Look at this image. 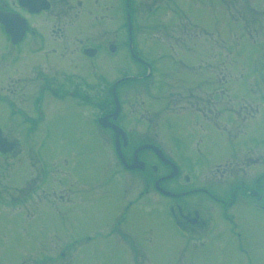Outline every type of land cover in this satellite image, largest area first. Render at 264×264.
Returning <instances> with one entry per match:
<instances>
[{"label": "flooded vegetation", "instance_id": "af4514ba", "mask_svg": "<svg viewBox=\"0 0 264 264\" xmlns=\"http://www.w3.org/2000/svg\"><path fill=\"white\" fill-rule=\"evenodd\" d=\"M205 1L0 0V12L9 20L8 25L0 22V39L12 47H23L18 49L20 53L31 48L28 58L35 65L29 62L31 68L10 78L14 87L10 84L6 90L9 95L0 96V116L9 124L19 125L15 132H7L0 124V201L7 207L0 215L9 213L22 219L34 215L27 199L41 183L49 182L50 190L43 196L37 193L33 205L44 201V207L38 209L53 212L61 222L65 219L69 226H75V213L90 195L86 189L90 182L86 177L88 163L78 158L82 146H77V151L69 147L66 154L59 145L49 156L43 152L41 137L50 134L42 125L43 107L45 99H53V105L62 112L53 122L57 135L68 130L66 125L71 122L75 132L92 136L94 141L103 144L109 137L113 151L101 154L103 174L122 195L124 206L105 236L115 233L118 245L130 244V252L125 250L123 256L136 263L134 246L141 245L142 238L152 241L149 229L138 235L133 224L125 225L136 208L145 207L169 217L164 231L172 232L171 241L181 248V255L188 251L191 264L263 262L264 146L257 132L264 113L250 112L255 107L248 99H217L214 95L218 90L217 70H228L224 60L218 65L217 49L210 53L207 63L214 73V92L206 98L181 102V54L187 56L189 52L181 53V48L174 46H181V35L193 39L195 45L202 37H213L229 44L228 51L234 39L241 43L246 37L258 45L256 39L264 40V0H211L212 28L206 27L199 15ZM189 8L195 12L192 17L186 13ZM180 9L181 15H177ZM139 23L147 32L137 31ZM125 27L128 31L122 37ZM14 28L22 31L17 42L9 32ZM107 31L112 39L105 42ZM164 39L173 40L170 47H159ZM246 45L241 48L248 68L264 71V44H260L259 53L250 45L243 47ZM201 48L195 49V56L202 55ZM106 50L110 59L116 57V74L109 82L105 71L99 72L105 59L95 64ZM122 54L131 62L128 67L120 68ZM171 61L176 70L169 69ZM91 64L94 74L90 75ZM165 83L176 89L160 92L166 95L159 96L162 99H126L138 85H156L159 89ZM32 86L34 96L29 95ZM117 101L120 111L114 117ZM19 116L29 130L21 127V121L14 122ZM105 116L107 123L118 126L127 136L126 141L120 138V154L114 128L100 122ZM181 121L187 124L182 134ZM33 135L39 138L31 148L26 137ZM192 143L194 155L186 152ZM144 144L151 147L138 150ZM29 172L32 175L27 177ZM92 239L87 236L86 240Z\"/></svg>", "mask_w": 264, "mask_h": 264}, {"label": "rangeland", "instance_id": "374dc122", "mask_svg": "<svg viewBox=\"0 0 264 264\" xmlns=\"http://www.w3.org/2000/svg\"><path fill=\"white\" fill-rule=\"evenodd\" d=\"M202 2L204 3V1ZM202 5L199 11L200 18L202 21H206V27L212 28L211 17H213L214 11L211 8V0H206L205 4ZM186 11L191 17L194 16L195 12H193L192 8ZM177 15H181V9ZM187 21H190V19ZM142 26V23L137 24V31L139 33L147 32L146 27ZM202 26L204 27V25ZM168 28L172 29V24H169ZM188 28L189 24H186V29L188 30ZM127 31L126 27L124 30L121 29V36L123 37ZM202 36H205V34H202ZM186 37L187 35L185 37L181 35V46H174L175 48H181V53L187 51L190 54L187 53V56H182L181 54V99H183L181 102L206 98L214 92V88L211 85L214 73L207 68V63L210 61V53H213L217 49L218 55L216 57L218 65L224 60L228 64V70H225L223 73L217 70L216 78L218 81L216 87L218 90L214 95H216L217 99H235L236 101L248 99L250 102H254L251 105L255 107V109H250V112L258 110L259 113H264V71H256L255 67L254 69L252 68L253 70L249 69L246 64L244 50L241 48L244 43L247 45L243 47L250 45V47L258 49L254 53H259V46L260 44H264V40L256 39L257 45L253 44L246 37L243 38L241 43L239 39H234L233 48L228 51L227 45L229 44H226V42H221L218 39L213 40V37H202L198 43L202 47L201 49H203L202 55L195 56V49L199 45H195L193 39H187ZM109 39H112V37L110 32L107 31L105 42ZM147 42L146 40L144 44ZM171 43H173V40L164 39L160 41L159 47L168 48ZM105 48L108 49V46L106 45ZM144 48L146 49L147 45ZM18 49L22 50L23 47L22 49L12 47L10 43L6 44L4 39H0V96L9 95L6 90H8L11 84L9 82L10 78L15 79L20 70L24 71L31 68V64H29L30 58H28V56L32 55V53H28L31 48L29 50L25 49L24 53H20ZM262 53L264 52L262 51ZM108 55H110V51L106 50L96 59L95 64L97 66L99 60L105 59L101 63L102 67H100L99 72L105 71L106 81L109 82L116 74L113 63V59L116 57L110 59ZM122 57L124 59L122 60V64H120V68L128 67L131 64L130 60L124 54L120 58ZM72 58V63H75V55ZM175 58L177 59L178 57L176 56ZM30 63L35 67L33 61ZM169 64L170 70L177 69L172 61ZM132 68L130 67L129 69ZM92 69L91 64L90 75L94 74ZM134 70L131 72L134 73ZM222 74L226 75L225 79L221 77ZM150 81L151 79H147V82ZM175 81L177 84L178 79ZM155 86L146 85L144 87L138 85L136 92L133 91L129 98L126 99H162L161 97L166 95H161L160 92L164 91V94H166L176 89L175 86L174 88L170 87L169 83L162 84L159 89ZM12 87H14L13 83L10 88ZM122 88L126 87L123 86ZM35 94L36 89L32 86L29 95L34 96ZM52 101L56 102L53 99H45L43 107L45 117L42 120V125H45L50 131L47 137L43 135L41 137L42 142H44V146L42 147L43 152L49 156L50 151L53 148L56 149V145H59L62 154H66L67 148L72 147L73 151H75L77 146H82L78 158L88 163L86 165V177L90 182L87 184L86 189L89 190L90 195L86 198V202L79 205L80 210L75 213L76 225L69 226L67 224L68 221L63 219V222H61L57 214L53 212L44 213L38 209V207H44V201L40 202L37 205L38 207L33 205V202L37 201V193H41V196H43V193L50 190L49 182L41 183L40 188L33 191L29 199H27V205H31V212H34V215H26L25 219L9 213L0 215V264H191L189 262L188 251L182 253L184 255H181V248L179 249L178 245L176 246L171 241L172 232L164 231L163 225L170 222L169 217L166 214L161 216L157 211L146 210L145 207L142 209L136 208L133 214L130 215L128 222L125 223V225L133 224L138 235L143 232L145 233L148 229L151 231L149 234V238L152 239L151 242L142 238L144 239L142 244L140 245L139 243L134 246L136 251V255L134 256L137 258L136 263L132 262L129 257L123 256L125 255V250L126 252H130L129 243L123 244L124 246L118 245L115 233L106 238L105 234L113 228L115 217L124 206L122 195H120L113 185L106 182L107 178L103 174L102 168H104V162L102 161L101 154L102 152H107L110 155L113 151L108 139L109 137L108 135L106 136V143L103 144L94 141L95 139H92V136L88 137L75 132L74 125L71 122H68L66 125L68 130L61 131L57 135L54 131L53 122L62 112L58 105H53ZM3 107L6 108L5 106ZM186 110L193 111L191 108H186ZM18 121L22 122L23 125L21 127L29 130L28 126L24 125L21 116H19V119L16 117L14 122L18 124ZM0 124L7 132L12 131V129L15 132V128L19 127V125L9 124V121H5L2 115L0 116ZM184 128H187V124L184 125L181 121V134L184 132ZM190 128L194 129L193 126ZM257 134L264 146V121ZM26 138L28 139V143L32 145L31 148H34V144H38V135H33V138ZM186 152L194 155L196 152L194 143L187 147ZM79 162L82 163V161ZM27 167L28 169L30 168L29 166ZM30 170L32 171L33 169L30 168ZM31 175L32 172L27 173V177ZM104 180L105 183L103 184ZM100 191H103V193H100ZM46 199L48 200V198ZM2 208L7 207L4 202L0 201V210ZM12 214L15 213L12 212ZM87 236H91L93 239L87 241ZM75 239L78 241L75 242ZM144 253L147 254V259L144 257ZM71 254L72 258L70 257ZM71 260L72 263L70 262ZM208 264L215 263L210 262ZM216 264H225V261H220ZM227 264L231 263L228 262ZM257 264H264V260L262 263Z\"/></svg>", "mask_w": 264, "mask_h": 264}, {"label": "water", "instance_id": "95a60500", "mask_svg": "<svg viewBox=\"0 0 264 264\" xmlns=\"http://www.w3.org/2000/svg\"><path fill=\"white\" fill-rule=\"evenodd\" d=\"M0 22H2L5 25H8V22H9V20L7 19V16H5L2 12H0ZM9 32H10V35H11V38H12V41L13 42H17L21 38V36H22V34H21L22 31H19L18 28H16V29L14 28V29L10 30ZM119 110H120V106H119V103L117 101L116 109L113 112V116L114 117L117 116V114L119 113ZM107 121H108V117L107 116L100 118L101 124H103L104 126H111V127L114 128V130H115V137H116V148H117V150H118V152L120 154L121 151H120L119 137L122 136V138L124 139V141H126V135H125V133L119 127H117L116 125L111 124L109 122L107 123ZM1 140H2V137L0 135V141ZM148 147H151V145L144 144V145L139 146L138 147V150H140L142 148H148ZM135 159L138 160L137 157H135ZM132 166H134V165H132ZM174 174L175 173H173V175Z\"/></svg>", "mask_w": 264, "mask_h": 264}]
</instances>
